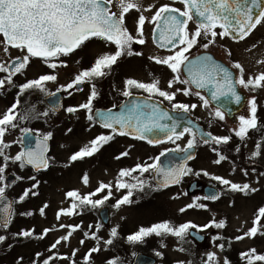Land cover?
I'll use <instances>...</instances> for the list:
<instances>
[{
  "label": "snow or ice",
  "instance_id": "obj_1",
  "mask_svg": "<svg viewBox=\"0 0 264 264\" xmlns=\"http://www.w3.org/2000/svg\"><path fill=\"white\" fill-rule=\"evenodd\" d=\"M175 3L182 4L183 8H177L167 3L158 6L155 3L145 5L144 0H0V37H2L0 49L9 57L7 61L0 62V74H3L0 78V91L6 87H18L15 101L3 114H0V201L5 200L6 188L9 186L5 183V173L10 165L17 166L20 170L30 166L35 172H41L48 170L55 161L54 157L48 155V142L53 139V132L48 131L43 134L37 132L35 147H33V129L20 125L33 119L47 121L60 107L59 102H53L52 106L44 111H37L35 105H31L21 113L19 111L20 96L26 92L39 91L48 97H54L56 93L49 92L47 84L57 82L58 75L55 74V71L58 68L68 67L67 61L63 58L69 57L78 49L82 50L83 47H86L87 42L94 39L102 41L106 46H114L115 50L98 55L90 67L77 72L69 83L60 85L57 92L63 91L71 96L72 92L69 90L82 91L81 86L90 83L91 90L87 101L75 107L69 106L64 111L75 115L83 110L90 126H95L98 123L100 127L109 130V132L106 135H97L87 144L72 152L64 166L70 167L78 161L93 157L116 136H129L134 140L146 141L153 146L171 143L175 145V148H165L158 156L150 158L153 160L151 164L138 163L132 169H121L114 182L101 181L94 191L87 193H82L79 189L67 191L65 197L70 201L69 207L59 209L56 214L57 221L62 216L71 217L82 214L78 210L86 207L95 209L103 206L106 201L112 198L113 187L117 191L127 190L126 194L116 200L114 208L118 209L122 205L132 204L133 189L143 192L146 183L136 177H133V179H137L135 184L124 181L123 178L131 177L134 172L143 174L151 170L157 182L155 188H152L151 185L148 187L154 191L179 185L183 178L189 175L210 176L207 171H194L187 164V161L195 158L193 150L198 147L199 143L210 146V150L217 156L213 161L214 164L219 165L228 159L224 151L228 150L227 146L233 139L232 135L217 136L210 131L203 132L194 127H183L182 130H178L181 128L180 121L170 115L163 104L167 101L173 111L188 114L198 105L178 102L176 97L177 94L186 97L194 95L201 101L202 107L210 109V116L224 121L226 109L219 102L227 99L229 102L240 104L243 97L237 91L238 86L250 92L264 90V71L258 70L246 76V69L240 62L225 65L217 61L209 51L211 47L216 46L217 39L222 40L228 37L233 41H243L258 26H264V0H173V4ZM113 4H115L116 11L112 10ZM133 12L138 14L135 19L134 33L126 23L127 17ZM145 13H150V15ZM190 23L196 25L194 30L190 29ZM146 24L152 25L153 44L169 53L163 57L157 55L148 57L149 61L156 65L166 66L172 73L166 88H162L160 80L155 77L149 82L126 78L122 81L123 87L119 90V94L125 98H132L131 101L113 105V108L119 107L118 112H114L112 108L94 110L93 102L100 95L95 82L112 75L123 58L143 56L142 51H134L133 45L147 43L144 32ZM196 47L203 51L193 56L192 49ZM10 49L18 50L21 55L11 57ZM227 55L231 56L230 50ZM34 59L40 60L51 72L40 74L34 79H26L24 83L17 85L14 77L23 75ZM256 65L258 68L264 67V59L257 60ZM204 89L210 93V99L201 94V90ZM134 92L147 93V96L138 100L134 96ZM213 101L218 103L213 105ZM248 105L250 116L247 118L243 115L239 116V127L230 130L241 142L245 141L250 130H259L255 96L248 101ZM188 123L192 124V121L189 120ZM16 129H19L22 135L14 141H8L6 136ZM197 131H200L199 141L197 140ZM72 132L73 129L68 127L65 135ZM185 135L188 136V139L186 144L181 147L177 141L182 140ZM14 144H20L22 147L20 151L12 155L10 149ZM221 146H225L223 150ZM234 150L239 153L240 146L237 145ZM170 153H182L183 156L179 158L180 163L162 165L161 157ZM128 155L129 152L124 151L115 159L119 160ZM257 158L264 162V139L255 143L254 150L248 157L253 163ZM242 172L245 177L249 175L247 168L242 169ZM252 172L256 173L257 169L253 167ZM262 177H264V171H259L257 184ZM23 179L22 176H16L17 181ZM27 179L33 183L29 188L23 190L16 201L18 203L40 195L38 189L41 181L37 179V176L31 175ZM211 179L219 182L220 190L213 191L202 198L195 197L192 203L179 209L180 213L193 208L207 210L206 204L197 203L201 199L215 202L229 193H239L247 197L261 190L251 183L233 182L221 176L212 175ZM81 182L84 187L89 186L90 177L87 173L82 174ZM183 194L187 195V193ZM97 196L99 198L94 199ZM178 198V195L172 197V199ZM234 203L231 201L229 206H234ZM47 207V203L40 207L41 215L45 214ZM3 212L5 215L0 219V228L7 232L13 217L12 205L6 204ZM21 215L30 216L34 213L29 211L21 213ZM226 226V219L216 220L215 217L203 226L190 221L177 226L165 220L149 227H140L137 232L127 236V241L130 244H136L143 242L146 237L155 235L160 238L172 236L178 241L186 242V237L190 234L191 229L203 231L212 227L224 229ZM58 227L61 230H66V235L59 237L50 245L49 255L45 256L42 252H36L32 264H55L58 260L77 264L75 257L78 249H73L70 255H62L53 250H56L62 242H70L73 232L80 229L81 226L61 223ZM91 227L89 225V228ZM96 227L98 230L100 226ZM52 230L45 228L40 234H36L34 228L22 229L12 233L11 238L17 241L43 239ZM258 233L264 235V207L258 209L252 227L241 235H237L235 240L254 238ZM89 235L88 232H84L85 238H89ZM109 236L110 238L103 240V245H113L114 240L118 237V227L111 228ZM91 238L96 240L97 244L89 249L83 257L85 264H92V254L102 250L100 237L96 233H92ZM223 239L224 237L220 235L212 236L214 242ZM8 240V235L0 234V244H6ZM83 243L84 239L80 240V244ZM228 243L230 245L231 241ZM7 246L12 247L11 244H7ZM215 246L221 253L225 250L224 243ZM177 250L191 255L189 250L183 246ZM156 255L162 254L157 252ZM240 259L245 264H264V254H258L254 248L240 253ZM23 260V256H20L16 259L15 264H23ZM106 264H118V260L116 258L109 259ZM176 264H193V261L181 260ZM200 264H221L218 252H206L200 258ZM223 264H231V262L227 257H224Z\"/></svg>",
  "mask_w": 264,
  "mask_h": 264
},
{
  "label": "rangeland",
  "instance_id": "obj_2",
  "mask_svg": "<svg viewBox=\"0 0 264 264\" xmlns=\"http://www.w3.org/2000/svg\"><path fill=\"white\" fill-rule=\"evenodd\" d=\"M145 5L151 3L150 0H144ZM129 26L133 23L132 16H129ZM147 34V30H146ZM149 36V34H147ZM148 36L146 39H148ZM1 39V37H0ZM255 45V47H253ZM99 48V47H97ZM96 48V49H97ZM94 47L91 48L89 53H93ZM150 42L136 51H142L143 54H153L150 51ZM250 49V50H249ZM231 51V56L227 55L228 51ZM100 52V51H99ZM97 52V53H99ZM214 52L221 54L234 62H240L246 69V76L249 73L264 71V67H257L256 61L264 59V26H258L257 29L250 34L249 37L241 41L238 44H231L226 40H221L214 46ZM11 57L19 56L21 53L18 50L10 49ZM8 56L0 49V62L8 60ZM76 59V57H75ZM68 67L58 68L55 74L58 75L57 82H49L47 89L49 92L57 90L60 85H65L68 81H71L77 72V67L71 61L67 62ZM51 72V71H50ZM42 66V63L31 62L26 72L23 75H17L14 77L17 85L24 83L26 79L37 78L40 74L50 73ZM134 74H140L139 71ZM3 74H0L2 78ZM244 89V88H243ZM18 92V87H6L3 91H0V114H3L9 107L11 100L14 98L12 95L14 92ZM247 104L243 110L242 115L246 118L250 116V107L248 101L255 96L257 100V120L261 124V131L258 135H253V132L257 130H250L248 137L245 141L241 142L239 138L235 137L230 131L239 127L238 123L235 125L227 124L224 126L215 125L208 119L207 110H197V115L200 117L198 120L202 123V126L208 131L217 136L232 135L233 139L227 146L224 154L228 157L227 160L222 161L219 165L213 163L217 156L210 150V146L199 143L196 151V158L188 166L194 171H207L210 176L189 175L186 176L182 182L171 189L154 191L155 185L152 183L151 177L148 179L146 176L141 175L139 172L132 173L131 177L123 178L129 184L137 183V179L144 180L145 191L140 192L133 189V196L131 199L133 203L130 205H122L120 208H114L116 200L120 199L126 194V189L117 191L113 187V196L104 203L103 206L98 208L86 207L78 210L82 214L73 215L71 217L62 216L59 221L56 219V214L61 208H68L70 201L66 199L65 193L69 190L79 189L82 193L94 191L99 182H114L121 169H131L132 164H143L151 162L155 153L158 152L161 147L156 149L144 147L141 144L124 142L120 139H115L113 142L105 145L97 154L93 157L85 158L83 161H78L70 167H65V163L68 160L69 155L78 150L80 147L90 141L93 134H97L89 126H85L78 121L79 114H68L66 112H55L47 121L44 119H33L27 123H21V127H28L33 129L35 133H46L48 131L53 132V139L50 140V150L48 155L55 158L52 166L45 172L33 173L29 168L20 170L17 166L10 165L6 170L5 175L12 174L14 177L13 183L6 188L5 194L12 200L13 217L10 226L5 232L0 229V234H6L9 236V240L6 244H0V264H15L18 257L23 256V264L29 263L34 259L36 252H42L45 256L49 255L48 249L50 245L59 237L66 235V230L59 229V224L65 225H80V229L73 232L70 242H62L56 250L62 255H70L73 249H78L75 260L77 264H85L83 257L89 249L96 246L97 241L91 238L92 233H96L100 237L101 251L99 253H93L91 260L92 264H106L109 259L116 258L118 264H131L133 257L137 253H145L151 255L156 259V264H176L177 261L192 260L193 264H200V258L205 255L206 252L215 251L218 252L223 264L224 257H227L235 251L237 263L245 264L240 259V253L246 252L249 249L254 248L258 254H264V235L257 234L254 238H245L241 241H236L235 237L241 235L244 231H247L252 227V222L260 207H264V177L259 179V184L256 183L257 174L259 171H264V162L257 158L253 163L248 159L251 152L254 150L255 143L264 139V90H258L256 92H250L246 89ZM45 94L39 91L26 92L20 97L21 113L25 112L31 105H35L37 111H44L48 109L43 103V97ZM74 101H66L68 105L79 104L83 99L75 98ZM209 110V109H208ZM58 113V114H56ZM78 117V118H77ZM211 122V123H210ZM68 127L73 129L71 134L65 135V131ZM223 128V129H222ZM19 129L12 131L6 136L8 141H14L20 137ZM257 138V141L255 139ZM188 139L184 137L182 140L177 141L181 147L186 144ZM240 146V152H235V147ZM165 147V146H162ZM171 147L175 148L174 144ZM225 146H221L222 150ZM21 145L14 144L10 149L12 155H15L20 151ZM121 151H128L129 155L124 158V161L115 159V157ZM237 156L240 160L237 159ZM153 161V160H152ZM127 162V163H126ZM128 164V165H127ZM257 169L256 173L252 172V168ZM248 169L249 175L245 177L242 169ZM234 169V171H233ZM83 173H87L90 177V184L88 187H84L81 182V176ZM36 175L37 179L41 181L38 189L40 195L36 197L27 198L23 203L16 202L18 197L22 194L23 190L29 188L33 181L28 180L27 177ZM212 175L221 176L226 179H230L233 182L239 183H251L254 187H259L261 190L247 197L239 193H229L221 197L220 200L212 202L207 200H199L197 203H204L207 205L205 209H188L184 213H180L179 209L192 203L195 197H204L202 190L189 189L188 184L192 180H196L198 183H205L211 179ZM16 176L24 177L23 180H16ZM136 177L137 179H133ZM151 185L152 188H149ZM216 188L219 191L221 186L216 181ZM186 190V191H185ZM184 195L183 193H186ZM103 195V194H100ZM178 195V199H172L173 196ZM99 198V196L94 197ZM234 201V206H229L230 202ZM45 203L48 207L45 209V214L41 215L39 212L40 207ZM106 207L108 211V221L103 224L98 218V209ZM33 212L34 215H21L24 212ZM215 217L216 220L226 219L227 226L224 229H216L214 227L205 229L203 231H197L205 236L202 243H196L189 236L186 237V242L178 241L177 238L172 236H166L164 238L156 237L155 235L146 237L143 242L130 244L127 241V236L137 232L140 227H149L154 223H159L165 220L170 221L173 225H179L185 222H192L196 225L203 226L209 223L210 220ZM89 225L92 227L89 228ZM97 225L99 229L97 230ZM118 227V237L114 240L113 246L103 245V240L110 238L109 234L111 228ZM35 229L36 234H40L43 229L51 228L47 236L43 239H21L19 241L11 238L12 233L19 232L22 229ZM239 230V231H238ZM84 232H88L89 238L84 237ZM220 235L224 237L223 240L213 241L212 236ZM84 239V243L80 244V240ZM229 241L231 244L229 245ZM224 243L225 250L221 253L216 248V244ZM7 244H11L9 248ZM165 245V246H162ZM183 246L188 249L191 255L188 253L180 252L177 249ZM110 250H115L112 254H109ZM7 251V254L1 255ZM160 252L162 255L157 256L156 253ZM235 260L231 264H237ZM55 264H70L69 261H56Z\"/></svg>",
  "mask_w": 264,
  "mask_h": 264
},
{
  "label": "flooded vegetation",
  "instance_id": "obj_3",
  "mask_svg": "<svg viewBox=\"0 0 264 264\" xmlns=\"http://www.w3.org/2000/svg\"><path fill=\"white\" fill-rule=\"evenodd\" d=\"M151 3H155L157 4V6L159 4H172L174 7L177 8H183V5L180 3H175L173 4V0H150ZM145 3V1H144ZM112 10L116 11V7L115 4H113L112 6ZM146 15H150V13H145ZM137 13L133 12L131 15H129L130 17L132 16L133 19V23H130L129 26V22L128 20L130 19L129 16L127 17L126 23L127 26L130 30L133 31L135 30V19L137 17ZM190 29L194 30L196 25L193 23H190L189 25ZM146 30H147V34H149V36L146 34ZM145 35L146 37L148 36L149 42H150V51H153V54H143V56L137 57V56H132V57H128V58H123L120 61L119 67L116 68V71L107 77H104L102 79L97 80L96 86H97V90L99 91L100 95L99 97L93 102L94 103V110L99 109V110H106L108 108H112L114 112H118L120 109L119 107L113 108V105H121V104H125V103H129L131 101L132 98H125L123 96H121L119 94V90L123 87L122 81L126 78H136L138 80L141 81H145V82H149L151 79L158 78L160 80V86L162 88H166L167 86V81L169 79H171L172 77V73L170 72L169 69H167L166 66H162V65H156L154 62L149 61L148 57L150 55H157V56H166L169 53L164 50V49H159L157 48L153 42H152V25L151 24H146L145 25V29H144ZM222 40H226L231 44H238L241 41H233L231 38L225 37ZM221 40L217 39V43H219ZM143 45H138V44H134L133 45V49L134 51H136L138 48L142 47ZM93 53H89V51L91 50V48H93ZM99 47V48H97ZM97 48V49H96ZM90 49V50H89ZM114 46H106L102 41L99 40H92L91 42H87L86 47H83L82 50L78 49L75 53H73L72 55H70L69 57H65L63 59H65L67 62L71 61L72 63L75 64V67H77V72L86 69L88 67H90L92 65V63L94 62V59L100 55L103 54L105 52H112L114 51ZM100 51V52H99ZM203 51V49L196 47L192 49V55L195 56L199 53H201ZM210 53L214 56V58L219 61L224 63L225 65H230V63L234 62L233 60L228 59L227 57L222 56L221 54H216L214 52V47H211L209 49ZM99 52V53H97ZM76 57V59H75ZM34 62H39L40 64L42 63L40 60H33ZM42 66L45 68L46 66L42 63ZM46 70H48L49 72L51 71L50 69H48L46 67ZM139 71L140 74H134V72ZM76 72V73H77ZM151 74V75H150ZM70 81H68L69 83ZM82 91H76L75 89H71L69 91L72 92V95L69 96L66 92L61 91V100H62V108L60 112H66L64 111V109H66L69 106L75 107L78 106L82 103H85L87 101V97L90 94V90H91V84L90 83H85L82 86ZM238 88L243 91L247 98L248 95L247 93L244 91V89L242 87ZM57 91V90H55ZM53 92V91H52ZM201 94L204 95L206 97V92L205 89L201 90ZM134 96L137 97V99H143L144 97L147 96V93H141V92H134ZM75 98H81L83 100H81L79 102V104H73V105H68L66 104V101H74L73 99ZM44 98L43 97V103H44ZM207 98V97H206ZM178 102H183V103H188V104H197L198 107L193 110L191 113H188L189 117L194 120L195 122H197L199 125L202 126V123H200L198 120L200 119V117L197 115V110H207L208 112V119L214 123L215 125H227V124H236L238 123V118L239 116L242 115L243 110L245 108V106L239 110L236 113H232L230 116L226 113L225 115V120L224 121H219L218 119H216L215 117H212L209 115V111L210 109H205L204 107L201 106V101L194 95L192 96H184L182 94H177L176 97ZM165 107H167L168 109H171V105L168 104L167 101L164 102L163 104ZM237 106V104L232 103L230 104L231 108H235ZM47 107V106H46ZM48 108V107H47ZM49 109V108H48ZM56 113V114H58ZM80 118H78L77 120L80 121L81 123H83L85 126H89L90 128H93L95 131H98L97 134H93V138H95L97 135H101V134H108L109 130L103 129L102 127L99 126V124L97 123L95 126H90L89 122L86 119V115L85 112L83 110L78 112ZM180 121L181 124H186L185 118L184 119H178ZM203 127V126H202ZM223 129V128H222ZM206 131H208L207 129H205ZM209 132V131H208ZM115 139H120L123 140L124 142H129V143H139V144H143L140 141L137 140H132L130 138H128L127 136H116L114 138ZM114 140H112L111 142H113ZM124 152V151H121ZM120 152V153H121ZM119 153V154H120ZM118 154V155H119ZM127 157V156H126ZM126 157H121V159H119L120 161H124L123 159ZM127 163V162H126ZM128 165V164H127ZM100 209H98L99 212ZM97 212V214H98ZM1 231L3 232L4 229L0 228ZM7 254V251H5L4 253H1V255Z\"/></svg>",
  "mask_w": 264,
  "mask_h": 264
},
{
  "label": "water",
  "instance_id": "obj_4",
  "mask_svg": "<svg viewBox=\"0 0 264 264\" xmlns=\"http://www.w3.org/2000/svg\"><path fill=\"white\" fill-rule=\"evenodd\" d=\"M237 91H238V90H237ZM238 93H239V91H238ZM241 95H242L243 99H242L241 103L239 104V106L237 105L235 109H239L241 106H243V103H244L245 99H244V95H243V94H241ZM56 101H58L59 104H60V95H59V93H57V92H56V95H55L54 97H47V98H46V103H47L50 107L52 106V103H53V102H56ZM226 102H227V100H226ZM59 108H60V107H59ZM59 108H58V109H59ZM165 110H167V109L165 108ZM167 111H168L169 114L172 115L174 118H177V117L181 116L182 114H183V116H184V113H180V112H177V111H169V110H167ZM183 127H194V128L199 129L200 131H203V130L201 129V127L198 126V125L195 124V123H192V124H190V125H181V128L178 129V130H182ZM200 131H197V136H198V138H199V136H200ZM203 132H204V131H203ZM32 146L35 147V135L32 136ZM193 151L195 152V150H193ZM182 156H183V154L170 153V154H168V155H166V156H164V157H161V164L164 165V166H167V165H169V164H171V163H180V159H179V158L182 157ZM174 158H175V159H174ZM29 167H30V166H29ZM153 179H154L155 182H157L156 179L154 178V174H153ZM13 181H14V177H13L12 174H9V175L6 176V181H5V183H7L8 185H10V184L13 183ZM208 185H211V183H208ZM192 187H193V184L191 185L190 188H192ZM190 188H189V189H190ZM213 191H215V190L212 189V188H210V186H207V187L205 188V195H209V194H211ZM8 203L11 204V201H10V199L5 195V200H4V201H0V219H2L3 216L5 215V213L3 212V208H4V206H5L6 204H8ZM107 217H108V216H107V210H106L105 208H102V209L100 210V218H101V220H102L103 223H106V222H107ZM189 236H190L191 238H193V239H194L195 241H197V242H202V241H203V236L200 235V234H198V233H196V232H194V231H192V230H190V234H189ZM132 264H156V260H155L153 257H151V256H149V255H146V254H137V255L135 256V258H134Z\"/></svg>",
  "mask_w": 264,
  "mask_h": 264
},
{
  "label": "trees",
  "instance_id": "obj_5",
  "mask_svg": "<svg viewBox=\"0 0 264 264\" xmlns=\"http://www.w3.org/2000/svg\"><path fill=\"white\" fill-rule=\"evenodd\" d=\"M261 124L258 122V127H259V130H257V135H258V132H260L262 129H261V126H260ZM255 134H256V132H255ZM111 246V245H110ZM109 247V246H108ZM113 246H111L110 248H108V250L109 249H111ZM115 250H110L109 251V254H112L113 252H114ZM231 257L232 258H234L235 260H236V255H234V254H231ZM231 261V260H230ZM238 264V263H237Z\"/></svg>",
  "mask_w": 264,
  "mask_h": 264
}]
</instances>
